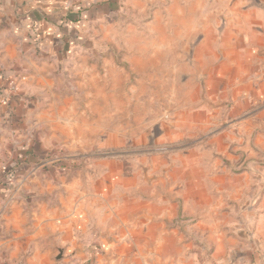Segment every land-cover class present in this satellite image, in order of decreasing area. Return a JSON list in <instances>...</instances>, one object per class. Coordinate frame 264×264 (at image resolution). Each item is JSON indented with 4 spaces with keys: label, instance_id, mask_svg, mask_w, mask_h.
I'll return each mask as SVG.
<instances>
[{
    "label": "rangeland",
    "instance_id": "1",
    "mask_svg": "<svg viewBox=\"0 0 264 264\" xmlns=\"http://www.w3.org/2000/svg\"><path fill=\"white\" fill-rule=\"evenodd\" d=\"M73 7L10 53L0 264H264V0Z\"/></svg>",
    "mask_w": 264,
    "mask_h": 264
},
{
    "label": "crops",
    "instance_id": "2",
    "mask_svg": "<svg viewBox=\"0 0 264 264\" xmlns=\"http://www.w3.org/2000/svg\"><path fill=\"white\" fill-rule=\"evenodd\" d=\"M78 1L0 0V120L15 110L13 101L6 105L4 100L13 83L9 68L13 43L49 47L56 52L57 47L65 44L67 30L72 31L80 20L79 12L73 7Z\"/></svg>",
    "mask_w": 264,
    "mask_h": 264
},
{
    "label": "trees",
    "instance_id": "3",
    "mask_svg": "<svg viewBox=\"0 0 264 264\" xmlns=\"http://www.w3.org/2000/svg\"><path fill=\"white\" fill-rule=\"evenodd\" d=\"M25 151V150H24ZM23 152V151H22ZM20 159H24V154L21 156ZM5 172L7 173V179H11L15 174H16V169H13L12 170V167H11V170L9 172V169L5 170ZM9 173V174H8Z\"/></svg>",
    "mask_w": 264,
    "mask_h": 264
}]
</instances>
